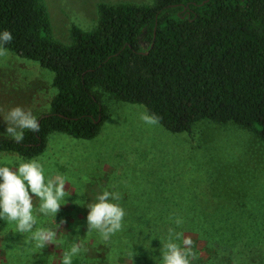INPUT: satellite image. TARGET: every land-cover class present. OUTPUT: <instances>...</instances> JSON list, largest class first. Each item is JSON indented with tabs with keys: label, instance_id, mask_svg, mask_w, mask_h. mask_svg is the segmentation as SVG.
<instances>
[{
	"label": "trees",
	"instance_id": "1",
	"mask_svg": "<svg viewBox=\"0 0 264 264\" xmlns=\"http://www.w3.org/2000/svg\"><path fill=\"white\" fill-rule=\"evenodd\" d=\"M97 12L96 25L87 32L71 27L64 45L51 37L40 0H0V31L13 36L3 47L52 72L56 90L49 111L37 117L40 131L25 130L19 143L0 136V153L32 159L51 133L93 139L107 119L101 92L144 107L171 133L189 134L208 121L232 124L264 142V0L101 3ZM243 219L255 223L241 214H197L180 219V226L179 218L159 215L150 219L148 240L156 241L168 225L194 227L183 237L216 254L239 242L249 251L259 240L255 264H264V214L259 229L227 227ZM131 230L130 240H138Z\"/></svg>",
	"mask_w": 264,
	"mask_h": 264
},
{
	"label": "rangeland",
	"instance_id": "2",
	"mask_svg": "<svg viewBox=\"0 0 264 264\" xmlns=\"http://www.w3.org/2000/svg\"><path fill=\"white\" fill-rule=\"evenodd\" d=\"M40 1L49 18L51 37L64 45L70 44L71 27L87 32L96 25L101 3L153 2ZM52 78L53 73L38 63L7 50L0 55V113L7 115L17 106L31 109L37 117L47 113L56 95ZM99 96L107 119L93 139L51 133L43 152L34 157L46 175L62 174L68 178L64 186L67 202L54 218L39 213V199L33 200L37 216L33 230L52 228L55 241H45V247L36 249L31 234L17 233L14 223L0 219V264H61L72 244L84 250L73 255L71 264H153L151 257L161 259L160 249L169 233L166 231L172 228L165 226L156 241L148 240L153 230L150 219L159 215L175 216L181 226L180 219L197 214H241L254 218L255 223L249 226L243 219L227 227L259 229V214H264V142L232 124L208 121L194 124L189 134L171 133L158 123L146 124L141 119L147 114L144 107L120 102L103 92ZM3 131L4 124L0 122V133ZM14 157L19 156L0 153V163ZM15 164L13 160L10 166ZM101 190L119 193L118 203L125 213L121 230L109 234L108 241H103L96 231L88 232L86 219L87 205L98 202L95 197L102 194ZM109 200L116 202L111 195ZM182 228L172 229L181 234L178 244L182 243L183 232L196 230L184 225ZM131 229L138 240H130ZM139 229H143L144 240L139 239ZM197 243L191 245L190 264H255L258 260L259 253L255 251L259 250V240L250 245L252 250L239 242L231 249L219 247L217 254L203 250V244Z\"/></svg>",
	"mask_w": 264,
	"mask_h": 264
},
{
	"label": "clouds",
	"instance_id": "3",
	"mask_svg": "<svg viewBox=\"0 0 264 264\" xmlns=\"http://www.w3.org/2000/svg\"><path fill=\"white\" fill-rule=\"evenodd\" d=\"M13 40L12 33L8 30L0 31V55L6 54L3 47L5 43ZM141 119L146 124H155L158 118L155 115H142ZM0 122L4 124V131L0 135L10 137L19 143L23 141L25 130L33 133L40 131V124L32 110H25L19 106L11 108L7 115L0 113ZM13 160L16 161L12 167ZM67 177L62 174L46 175L43 165L38 158L25 159L22 157L5 158L0 163V219H6L14 223L15 230L21 234H31L35 242V248L45 247V241L53 243L55 232L52 228L41 227L33 230L37 223L34 214L33 200L39 199L37 211L46 217L54 218L62 205L66 204L65 184ZM102 194L95 197L96 203L88 204L89 214L87 216L88 232L96 231L103 241L109 240V234L121 230V219L124 210L118 203L120 196L115 191L101 190ZM112 196V202L109 196ZM55 227V226H54ZM81 239V238H79ZM180 233H174L171 229L167 241L160 249L161 259L151 257L153 264H190L192 240L184 236L182 243ZM83 244V241H81ZM84 249H78L72 244L61 259V264H71L73 255L81 253Z\"/></svg>",
	"mask_w": 264,
	"mask_h": 264
}]
</instances>
